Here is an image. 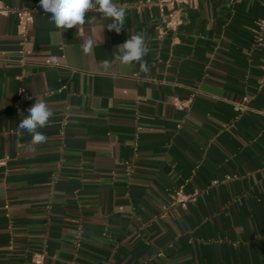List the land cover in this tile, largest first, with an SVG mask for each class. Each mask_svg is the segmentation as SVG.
Instances as JSON below:
<instances>
[{
	"label": "crops",
	"instance_id": "0c3cea01",
	"mask_svg": "<svg viewBox=\"0 0 264 264\" xmlns=\"http://www.w3.org/2000/svg\"><path fill=\"white\" fill-rule=\"evenodd\" d=\"M4 1L34 20L0 15V264H264V2L201 0L159 35L153 3L115 0L124 30L89 12L79 36ZM140 33L150 74L104 70ZM36 100L54 115L33 146L16 126Z\"/></svg>",
	"mask_w": 264,
	"mask_h": 264
},
{
	"label": "clouds",
	"instance_id": "9594fccd",
	"mask_svg": "<svg viewBox=\"0 0 264 264\" xmlns=\"http://www.w3.org/2000/svg\"><path fill=\"white\" fill-rule=\"evenodd\" d=\"M39 4L45 14H51L50 22L61 32L75 27L80 36L81 28L89 22L86 19L89 12L101 14L102 20H110L111 23L106 26L108 30H114L117 34L124 30L126 9L119 6L115 0H39ZM98 41L88 35V38L84 39L82 43L84 53H91ZM149 52L150 48L146 45L145 36L142 33L131 34L126 41L117 46L113 60H104L101 62V66L104 70H108L113 63L127 66L138 63L141 73L150 74V68L144 59ZM53 115V111L45 101L36 100L27 109V115L16 126V135L29 134L33 146L45 143L47 137L40 130L50 126V119Z\"/></svg>",
	"mask_w": 264,
	"mask_h": 264
},
{
	"label": "built area",
	"instance_id": "2783aa9c",
	"mask_svg": "<svg viewBox=\"0 0 264 264\" xmlns=\"http://www.w3.org/2000/svg\"><path fill=\"white\" fill-rule=\"evenodd\" d=\"M201 0H147V2L153 3L159 11L160 23L157 25L158 34L162 35L166 32L175 33L179 25L182 23L183 16L188 8H193L198 5ZM264 2V0H262ZM13 14L16 19V24L20 31L24 34L27 29L32 25L34 16L33 10L26 7H17L6 3L4 0H0V15ZM264 29V19H257L255 21V39L261 40V32ZM29 99L27 91L19 86L16 90L15 104L21 106ZM178 107L182 108L187 105L186 100L176 99L174 101ZM4 160H1L3 163ZM215 182V181H213ZM194 193L186 194L179 187L171 194V203L184 204L187 200L191 199ZM43 254L38 253L34 256V263L40 264Z\"/></svg>",
	"mask_w": 264,
	"mask_h": 264
}]
</instances>
